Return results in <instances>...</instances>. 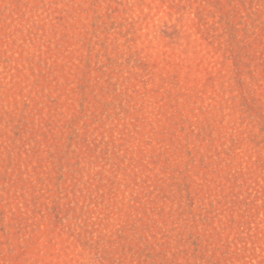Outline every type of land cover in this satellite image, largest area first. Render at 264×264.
Masks as SVG:
<instances>
[{"label":"rangeland","instance_id":"obj_1","mask_svg":"<svg viewBox=\"0 0 264 264\" xmlns=\"http://www.w3.org/2000/svg\"><path fill=\"white\" fill-rule=\"evenodd\" d=\"M0 264H264V0H0Z\"/></svg>","mask_w":264,"mask_h":264}]
</instances>
